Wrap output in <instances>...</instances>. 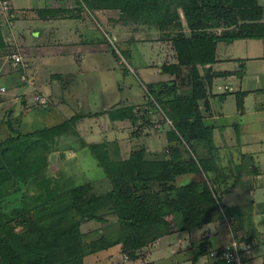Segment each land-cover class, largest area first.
<instances>
[{
    "label": "trees",
    "instance_id": "obj_1",
    "mask_svg": "<svg viewBox=\"0 0 264 264\" xmlns=\"http://www.w3.org/2000/svg\"><path fill=\"white\" fill-rule=\"evenodd\" d=\"M95 2L89 7L120 8L145 23L170 30L179 61L164 65V69L173 72L182 65L191 67L190 91L178 94L176 86L153 90L157 105L174 124L169 132V156L154 158L144 146L138 145L128 158L112 159L106 143H92L90 148L111 180L112 188L100 192L90 182L60 188L58 181L53 184L39 173L52 166L53 142L68 128L71 119L25 133L8 121L14 133L0 141V264H86L88 253L117 245L127 259L135 260L144 247L164 235L191 230L226 216L234 236L247 242L249 239L244 234L239 237V232L251 222L246 223L240 207L222 203L209 176L211 157H200L194 142L213 151V128L203 119L200 108L202 99H206L207 109L210 106L199 64L207 66L215 62L221 40L264 37V25L259 21L262 6L258 0ZM181 12L190 34L182 30ZM220 26L229 29L221 34L212 30ZM5 46L0 20V48ZM246 94H237L239 109L243 108ZM80 116L75 115L72 120ZM192 172H204L206 178L183 185L176 183L179 175ZM35 184L43 188L30 196L25 188ZM154 184L161 188L154 190ZM106 212L117 216L120 231L102 235L87 248L82 223L92 219L105 221ZM209 252L199 244L192 264H198L200 256ZM217 264L229 262L221 259Z\"/></svg>",
    "mask_w": 264,
    "mask_h": 264
},
{
    "label": "crops",
    "instance_id": "obj_2",
    "mask_svg": "<svg viewBox=\"0 0 264 264\" xmlns=\"http://www.w3.org/2000/svg\"><path fill=\"white\" fill-rule=\"evenodd\" d=\"M9 2L13 8H16L18 13L12 16L9 24L4 21V18L1 19L0 17L2 33L6 44L8 38L12 36L15 41L17 39L26 41V43H21L23 46H27V43L28 45H35L34 49L30 48V54L26 53L23 48L17 50L25 56L27 61L26 66L15 63L11 59L9 60L12 63L6 65V61H2V57H0V78L2 80L0 87H6V91H0V100H2L0 103L5 100V102L12 104V106H9L12 124L15 129L24 133L36 130L33 126H29L33 118V113L32 111L28 113L31 108L27 107L28 104L34 102V93L41 92L46 98H50L49 108H47V112L50 114H54V110L61 105L67 106L66 99H62V101L51 99V97L54 98L56 95L54 93L56 86L59 87L62 83L63 75L60 74V70L64 58H62L63 56H58L55 51H52V48L48 49V47L54 43L62 42V35H67V33H61L59 26L61 24L66 25L71 20H66L65 18L61 20V18L57 17V9L52 4V0H23L22 3L16 0H9ZM35 2L39 3V5L36 4L38 8L35 6ZM258 2L263 8L262 17L259 21L264 25V0H258ZM93 9L96 10L97 8L95 7ZM39 10H41V15L39 14ZM37 13L38 15L35 16ZM0 15H3L2 17L7 16L4 14ZM76 20L79 21L80 17L76 18ZM181 20L182 30L190 34L191 29L182 12ZM79 24L82 26L84 23L81 24L79 22ZM186 29L189 30V33ZM226 29H229V27H214L212 30L221 34ZM172 34H162L160 44L165 47H168V41H171L173 44L171 39ZM85 42L87 43V40ZM89 45H91L89 52H98L94 46H99L101 43L97 42L96 39L93 42L91 40ZM5 47L0 49H4ZM38 47L40 49L39 51H37ZM174 48L173 44L172 50L174 53L172 56L165 57V62H158L160 65L158 72L155 68L151 67V64L140 66L139 72L140 76L147 82H153L154 80L155 83H159L161 85L159 90H166L170 86L168 84H172L171 88L176 86L178 94L183 95L184 90L188 89L189 91V88L191 89L192 87L191 72L186 73L184 71L186 69L189 70L190 66L182 65L173 72L164 69V65L177 64L179 61L176 49ZM162 51L161 49V53L164 54V51ZM168 59L171 60L167 62L166 60ZM110 64L113 65L112 62ZM48 66L51 68L49 69ZM199 69L204 77L208 90L207 100L210 106L207 109L206 99H202L200 100V108L203 119L213 128L214 148L211 152L206 145L195 141L196 152L200 157H211L212 170L209 171V176L221 197L222 203L224 205L240 207L244 213L246 223L248 221L251 222L249 226L245 224L244 229L239 232V237L240 234H244L250 242V250L246 253V263L264 264V37H243L233 40H221L217 45L215 62L207 66L199 64ZM46 70L47 72L45 73ZM56 71L58 73L53 74ZM126 78H130V75H127ZM133 80L136 81L135 79ZM137 81L141 86L142 82L139 80V77ZM129 84L127 89L131 92L135 86L136 90L133 89V91L138 93L137 96L141 100L143 96L141 95L140 89L137 88L138 84H132L131 82ZM216 84H228L230 88L227 90L219 89L215 86ZM154 88L159 91L156 87ZM241 92H246L247 94L244 97L243 108L239 109L237 94ZM93 94L95 96V92ZM99 94L101 96L94 97L87 92L82 96H87L86 98L88 100L94 98L92 99L93 102L99 98L101 100L112 99L113 102L109 105L107 111V108L99 110L97 104H92L90 106L91 113L86 115L78 113L81 115L80 118L71 121H79L78 126L82 124L89 125L88 129L90 130L87 131V135L93 138L99 137L100 139L96 143H106L108 150L110 145L114 149L116 148L118 151H121L119 148L123 145L127 137L126 135H129L133 136V139L138 140L140 146L146 148L149 156H169L171 146L169 132L174 128L173 123L168 125L165 121H160L153 125L148 121H138L139 108L136 106L138 103L132 102L131 97L128 98V94H124V99H128L121 101L122 93L119 90L110 99H105L103 92ZM19 99L24 100L27 112L22 111L23 109L20 108ZM165 99H168V97ZM153 106L150 105V110H154ZM85 107L87 105L85 106L83 101L79 102V108L82 109ZM156 107L160 108L167 120L170 119L164 109L159 105H156ZM140 111L142 112V110ZM78 114L73 113L71 117L73 118V116ZM122 115L123 117L121 118ZM59 116V113H55L51 117L57 119ZM43 117L46 118L47 122L50 121L47 116L44 115ZM140 122L143 123L142 126L138 125ZM58 123L62 122L59 121ZM100 123L105 126L104 129ZM51 125L54 126L55 123L46 126L51 127ZM134 125H138V127L135 128ZM134 129H136V132H134ZM6 131L5 124H1L0 137L4 136ZM79 133L87 138L86 133L82 131ZM133 139L130 141L132 142ZM187 174H192V180L190 182L206 178L204 172ZM176 183L178 184L177 181ZM200 232L202 236L198 238V242L200 241V244H203L204 241H207V245H205L206 251L230 244L235 235L232 231L231 221L226 216L222 219H214L212 222L203 226L167 234L166 236L173 235L176 238L178 234L186 233L187 238L190 237L194 241L196 239L193 237L200 234ZM146 247L143 248L141 255L137 259L143 255L145 256L144 251ZM154 248H158L156 244ZM194 251L196 252L197 250L195 249ZM206 256L207 253L202 254L198 260V264ZM137 259L132 261H136ZM176 262L179 263L177 260ZM176 262L175 264H177ZM187 263L189 264L190 261Z\"/></svg>",
    "mask_w": 264,
    "mask_h": 264
},
{
    "label": "rangeland",
    "instance_id": "obj_3",
    "mask_svg": "<svg viewBox=\"0 0 264 264\" xmlns=\"http://www.w3.org/2000/svg\"><path fill=\"white\" fill-rule=\"evenodd\" d=\"M16 1L22 3L23 0ZM95 3V0H52V4L57 9V17L61 18V20H63L62 18L71 20L70 23L67 22L66 25L61 24L59 26V31L61 33H67V35H62V42L54 43L52 46L48 47V49L52 48V51H55L58 56H63L62 58L65 59V61L63 59L61 63L62 68L60 70V74L63 75L62 83L59 87L56 86V91L54 92L56 95L54 98L51 97V99H58L59 101L66 99L67 106L61 105L56 110L51 109L60 115L59 118L55 119L51 117L55 113L50 114L47 112L50 103L49 97H45L44 104L46 108H44L45 106L41 103L31 102V104L27 106L31 108L28 113L31 111L33 113V118L29 126L40 129L49 127L46 125L51 123L57 125L56 123L59 121L64 122L69 120L72 118L71 116L73 113L89 114L91 113L90 106L92 104H97L99 110L107 108V111L109 105L113 102L112 99L101 100L99 98L93 102L92 99L94 98L88 100L86 98L87 96L84 97L82 95L88 92V94L90 93L94 96L93 92H95V96L98 97L100 95L99 93L103 92L105 99H110L118 90L122 93L120 98L121 101H125L131 97L132 102L138 103V105H136L137 108H139L138 121H148L153 125L160 121H165V123L169 125V120L164 117L160 108L155 105L157 103L153 90L157 91L154 87L159 90L161 85L155 83L154 80L153 82H147L140 76L139 72V67L144 64H151V67L155 68L158 72V67L160 66L158 62H165V57L173 55V44L171 41L167 42L168 47L160 44V37L162 34H167L169 30L160 29L153 23H145L128 12H122L120 8H108L101 5L97 6L96 10L91 9L89 7L90 4L95 5ZM36 4L39 5V3L35 2V6L38 8ZM15 10L16 8L11 7L10 13L7 16L2 17L3 15H0L1 19L4 18V21L9 24L12 16L18 13L17 10ZM41 10H39L40 15L42 14ZM37 15L38 13L35 14V16ZM79 17L80 20L77 21L76 18ZM79 22L84 24L80 26ZM186 31L189 33L188 29H186ZM96 39L97 42L101 43L99 46H94L98 52H89L90 46L92 45H89L90 41L92 40L93 42ZM85 40H87V43ZM21 43H26V41H20L18 39L15 41L11 36L8 38L6 47L0 49V57H2V61H6V65L12 63L14 60L12 53L17 52L20 48H23L26 53L30 54V48L34 49L35 47V45H28V43L27 46H23ZM161 49L164 51V54L161 53ZM39 50L38 47L37 51ZM170 60L171 59H168L166 61L168 62ZM110 62H112L113 65H111ZM48 67L49 69L51 68L50 66ZM184 71L186 73L191 72V67H189V70L186 69ZM57 73L56 71L53 74ZM127 75H130V78H126ZM135 77L137 79L139 77V80L142 82L141 86L138 84ZM128 81L132 84H138L137 88L140 89L141 95L143 96L141 100L137 96L138 93L133 91V89L136 90L135 86L131 92L127 89L129 84ZM1 82L2 80L0 78V83ZM168 85H170L169 88L172 87V84ZM190 90L189 88V91ZM124 94H128V98L124 99ZM169 97L173 96L171 95ZM82 101L87 107L81 109L79 108V102ZM19 102L20 108L23 109L22 111L27 112L24 100L19 99ZM10 105L12 106V104L5 102V100L0 103V125L5 124L7 129L5 132L6 134L0 137V141L14 133L8 126V121H12L9 111ZM150 105H154V110H150ZM140 110H142V112ZM44 115L47 116L50 121L47 122L46 118L43 117ZM71 120L68 128L59 134L55 142H53L54 152L51 154L55 153L56 157L52 160L50 154L52 166L48 165L46 168L47 171L44 173L41 171L39 174L41 176H46V178H50L53 184L58 181L60 188L68 189L71 186L90 182L98 191H108L112 188V182L105 175L104 169L99 165L96 155L90 148V145L98 142L100 138H93L87 135V131L90 130L88 129L89 125L82 124L78 126L79 121L72 122ZM142 122L138 125L142 126ZM100 124L104 129L105 126H103L102 123ZM138 125H134V127L136 128ZM154 128L156 127L154 126ZM80 131L86 133L87 138L80 135ZM134 132H136V129H134ZM126 136L123 145L119 148L121 151L109 145L110 155L113 159L129 157L131 152L140 144L138 140L133 139V136ZM132 139L133 141L131 142L130 140ZM190 180H192V174H184L178 177L177 182L178 184H185L190 182ZM42 188L43 186L35 184L28 187V189L25 188V190L30 196H34L40 193ZM160 188L161 185L158 184H154L153 186L154 190ZM105 214V221L92 219L82 223L81 229L82 232L86 233L85 242L87 248L91 247V245H89L91 241L100 238L102 235L120 231L121 226L117 216L108 212ZM201 236V232L195 235L193 238L196 240L194 241L191 240L190 237H188V240L186 233L178 234L176 238L173 235L162 236L158 239L159 241L156 240L154 243L151 242V244H148L144 251L145 256H141L136 261L127 259V257L122 254L121 247L117 245L108 250L88 253L85 258L86 264H175L176 260L179 261V263L176 262L177 264H188V261H190L189 264H191V259L195 253L194 250H197L200 244L198 238ZM155 244L158 248H154ZM203 245H207V241H204ZM160 254L161 256H159Z\"/></svg>",
    "mask_w": 264,
    "mask_h": 264
},
{
    "label": "built area",
    "instance_id": "obj_4",
    "mask_svg": "<svg viewBox=\"0 0 264 264\" xmlns=\"http://www.w3.org/2000/svg\"><path fill=\"white\" fill-rule=\"evenodd\" d=\"M12 5L9 0H1L0 1V14L8 15L10 13ZM12 57L15 63L22 64L23 66L27 65V61L25 56L20 52L12 53ZM219 89L227 90L230 88L228 84H216L215 85ZM0 91H6L5 86L0 87ZM34 102L41 103L45 106V96L41 93H36L34 95ZM157 105V104H156ZM172 123V120H170ZM250 250V245L246 241H241L237 237H233V240L230 244L215 248L210 250L207 254L206 258L201 261L199 264H217V261L221 259H226L229 264H247L246 263V253Z\"/></svg>",
    "mask_w": 264,
    "mask_h": 264
},
{
    "label": "water",
    "instance_id": "obj_5",
    "mask_svg": "<svg viewBox=\"0 0 264 264\" xmlns=\"http://www.w3.org/2000/svg\"><path fill=\"white\" fill-rule=\"evenodd\" d=\"M55 157H56V154L55 153L51 154L52 160H54Z\"/></svg>",
    "mask_w": 264,
    "mask_h": 264
},
{
    "label": "clouds",
    "instance_id": "obj_6",
    "mask_svg": "<svg viewBox=\"0 0 264 264\" xmlns=\"http://www.w3.org/2000/svg\"><path fill=\"white\" fill-rule=\"evenodd\" d=\"M38 93H41V92H38ZM35 94H36V93L33 94V98H34V95H35ZM41 94H42V93H41ZM43 95H44V94H43ZM44 96H45V95H44ZM34 103H35V102H34Z\"/></svg>",
    "mask_w": 264,
    "mask_h": 264
}]
</instances>
